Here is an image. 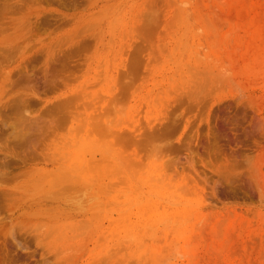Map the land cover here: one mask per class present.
Returning a JSON list of instances; mask_svg holds the SVG:
<instances>
[{
	"label": "rangeland",
	"instance_id": "obj_1",
	"mask_svg": "<svg viewBox=\"0 0 264 264\" xmlns=\"http://www.w3.org/2000/svg\"><path fill=\"white\" fill-rule=\"evenodd\" d=\"M0 264H264V0H0Z\"/></svg>",
	"mask_w": 264,
	"mask_h": 264
}]
</instances>
